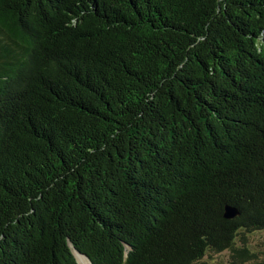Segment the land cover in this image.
Wrapping results in <instances>:
<instances>
[{
  "label": "trees",
  "instance_id": "obj_1",
  "mask_svg": "<svg viewBox=\"0 0 264 264\" xmlns=\"http://www.w3.org/2000/svg\"><path fill=\"white\" fill-rule=\"evenodd\" d=\"M255 231L264 0H0V264H264Z\"/></svg>",
  "mask_w": 264,
  "mask_h": 264
},
{
  "label": "rangeland",
  "instance_id": "obj_2",
  "mask_svg": "<svg viewBox=\"0 0 264 264\" xmlns=\"http://www.w3.org/2000/svg\"><path fill=\"white\" fill-rule=\"evenodd\" d=\"M248 239L250 241V246L253 250L264 251V231H255L253 233H249ZM229 256H230V253L229 251L226 250L218 254L208 253L204 257V260L208 262L209 264H224L229 260Z\"/></svg>",
  "mask_w": 264,
  "mask_h": 264
},
{
  "label": "water",
  "instance_id": "obj_3",
  "mask_svg": "<svg viewBox=\"0 0 264 264\" xmlns=\"http://www.w3.org/2000/svg\"><path fill=\"white\" fill-rule=\"evenodd\" d=\"M226 208V211H225V216L226 217H234L235 215H237L239 212L238 210L234 207H231V206H227L225 207ZM73 252H74V255L78 261V263L80 264V257H86L91 264H93L92 260L90 259V257L88 255H86L85 253L79 251L78 249L76 248H73Z\"/></svg>",
  "mask_w": 264,
  "mask_h": 264
},
{
  "label": "bare ground",
  "instance_id": "obj_4",
  "mask_svg": "<svg viewBox=\"0 0 264 264\" xmlns=\"http://www.w3.org/2000/svg\"><path fill=\"white\" fill-rule=\"evenodd\" d=\"M85 260V261H84ZM80 262H81V264H91L90 262H89V260H87L86 259V257H80Z\"/></svg>",
  "mask_w": 264,
  "mask_h": 264
}]
</instances>
